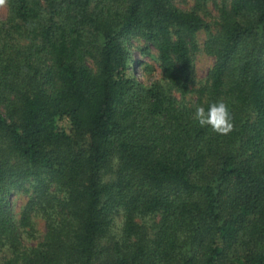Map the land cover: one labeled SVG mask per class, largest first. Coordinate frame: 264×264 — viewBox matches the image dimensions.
<instances>
[{
  "label": "trees",
  "instance_id": "1",
  "mask_svg": "<svg viewBox=\"0 0 264 264\" xmlns=\"http://www.w3.org/2000/svg\"><path fill=\"white\" fill-rule=\"evenodd\" d=\"M209 1L7 0L0 264H264V0ZM221 98L228 135L193 117Z\"/></svg>",
  "mask_w": 264,
  "mask_h": 264
},
{
  "label": "rangeland",
  "instance_id": "2",
  "mask_svg": "<svg viewBox=\"0 0 264 264\" xmlns=\"http://www.w3.org/2000/svg\"><path fill=\"white\" fill-rule=\"evenodd\" d=\"M176 4L183 8V9H191L192 7H194L195 5V0H175ZM8 12H9V8L7 3L4 6H0V23L3 22L4 20L7 19L8 16ZM201 14H203L204 18L211 23V25L215 26V20L217 18V9L216 6L214 5L213 0L209 1L205 7H203V9L200 10ZM207 37V32L206 31H202L199 33V39L201 42H204V40ZM140 43L138 42H134V48H133V55L136 58H139L141 56V52L140 49L137 48V46H139ZM146 60H148L149 62H151L152 64H154V66L157 68V64L151 60L150 57H145L143 56ZM215 62V59L213 56L208 55L204 52H201L197 55L196 58V71H197V76L199 79H203L209 69L213 66ZM140 68L138 66L135 67V73L139 76V78L141 80L144 79V76L141 75L140 73ZM155 76L157 77L158 75V71L156 69V72L154 73ZM59 125L61 127H63L66 130H70L71 128V123L69 121V119H67L66 117L60 119L58 121ZM9 199V204L12 207L14 213L19 216L21 213V209L23 208L24 204L26 203L28 196L26 194L23 193H16L13 192L8 196ZM34 227H35V237L34 238H27L25 239V243L27 245H33L36 244L38 240H40L43 235L46 233V221L40 217H34ZM0 256L3 257H11L9 255V253H1Z\"/></svg>",
  "mask_w": 264,
  "mask_h": 264
},
{
  "label": "clouds",
  "instance_id": "3",
  "mask_svg": "<svg viewBox=\"0 0 264 264\" xmlns=\"http://www.w3.org/2000/svg\"><path fill=\"white\" fill-rule=\"evenodd\" d=\"M7 0H0V6H4ZM194 119L201 127H209L218 135H228L234 130L233 117L229 105L221 98L205 107L194 106Z\"/></svg>",
  "mask_w": 264,
  "mask_h": 264
}]
</instances>
